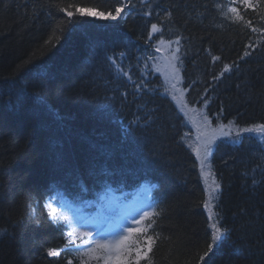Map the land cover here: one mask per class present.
I'll use <instances>...</instances> for the list:
<instances>
[{
  "label": "trees",
  "instance_id": "1",
  "mask_svg": "<svg viewBox=\"0 0 264 264\" xmlns=\"http://www.w3.org/2000/svg\"><path fill=\"white\" fill-rule=\"evenodd\" d=\"M123 4L128 7L116 21L75 13L85 7L114 14ZM229 4L0 0V229L7 230L0 236V264H79L80 253L65 247L64 222L48 215V199L98 196L103 169L112 173L107 179L116 191L159 185L153 264H264V187L251 184L252 170L264 167V144L240 134L235 145H217L212 167L220 192L213 193L212 205L233 231L205 256L211 230L201 201L208 192L185 141L186 124L173 102L159 96L154 77L144 78L147 89L133 97L132 85L106 59L125 53L117 63L138 79L153 50L151 24L158 23L166 37L181 38L195 99L211 97L210 109L238 126L264 123V0L255 9L237 5L251 27L222 14ZM213 56L221 59L213 62ZM224 65L232 71L213 80ZM146 112L148 125L130 124L137 116L143 122ZM255 175L261 178L259 169ZM49 249L59 255H47Z\"/></svg>",
  "mask_w": 264,
  "mask_h": 264
},
{
  "label": "snow or ice",
  "instance_id": "2",
  "mask_svg": "<svg viewBox=\"0 0 264 264\" xmlns=\"http://www.w3.org/2000/svg\"><path fill=\"white\" fill-rule=\"evenodd\" d=\"M260 3V0H257L256 4L252 2V0H230V4L227 7V11L223 12L222 14L227 18L232 20L235 23L244 22L248 27L252 26V21H244V16L241 14L240 7L237 5H243L244 9H255L257 4ZM128 7L127 4H123L120 7L115 9V13L113 14L112 11L104 12V11H97L93 8H85V7H75V13L79 14L80 16H88L94 18H100L103 20H111L116 21L121 17V13L124 12V9ZM218 8L222 7V5H217ZM62 12L66 13L67 17H72L74 15L73 11H68L66 8L60 9ZM146 15H151V13H146ZM172 13L169 11L165 15V19H171ZM264 19V16L261 17ZM163 29L156 23L151 24V31L148 34L147 40H153V34L155 33H162ZM253 32L258 31L256 28H252ZM180 37H178L175 41H168V45L170 51L168 53L169 56V66L171 69V80H170V87L173 90V95L179 94L180 96L183 95V90L178 88V84L181 81L180 77V68L177 66V62H181L180 56L178 53L181 52L180 48ZM50 42V41H49ZM158 45H163L166 42L163 40L162 36L159 37L156 41ZM175 44L176 47L172 48L171 45ZM250 47V46H249ZM156 52H160L161 48L157 46L155 48ZM210 52V50H209ZM251 53L248 51L244 52V56H249ZM125 53H120L118 57L107 56L106 59L109 62L110 66L115 69L116 74L118 77H124L126 80L132 85L134 89L132 95L133 97L138 96L141 92L147 89L148 85L144 83L141 79L139 81L133 80L132 75L129 74L128 71H125L124 68L117 63V59H123ZM156 57L148 56L146 57V61H155ZM213 62L219 61L221 58L219 56L212 57ZM182 63V62H181ZM149 65L145 62V68ZM238 69V65H236ZM156 71H160L159 68ZM232 71V65H224L223 70L219 73L218 76H213V80H217L220 77H223L226 72ZM122 96L125 98L128 96V92L121 93ZM37 99H40L39 94H37ZM185 103V107H186ZM204 107H207V101L204 102ZM195 111V110H194ZM146 119L141 122L140 117L137 116L135 120L131 121V125H148L151 120L152 116L149 113H145ZM202 121L204 122L203 128L200 125H195L197 135L195 136V147L194 151L196 156L199 159V166L201 172L207 178L212 176L211 172V162L210 156L212 152V146L215 144L217 137L213 134L209 136L208 130L211 128V121L209 117L205 114L201 116ZM232 122L230 121L229 124ZM227 125L218 124L217 129L221 131L225 137L231 138L232 133L230 131H226ZM241 133H257L260 134L257 138L260 140L261 144H264V123L253 124L250 127H245L239 129L237 131V137L240 136ZM187 136V133H185ZM183 139V138H182ZM232 144L239 143L238 139H232ZM261 152H264V148L261 149ZM260 160L264 162V155L260 157ZM208 171H205V169ZM259 169L260 179L256 178V171ZM257 169H253V175L251 176V184L253 189H255L258 185L264 187V167L261 165H257ZM98 175L104 176L106 179L102 182L103 183V192L104 194L101 195V200L106 198H111L114 200H121V197H114L112 196L113 188L112 185L108 182L107 178L112 176V173L109 172L107 169L101 170ZM248 176V173H245ZM213 184L215 191L217 193L220 192V184L213 179ZM81 191L87 192L88 189L83 185L81 182L80 184ZM159 185L152 184L151 187L145 186L143 188V193L145 194V199L149 200L148 203L144 208L140 209L136 216L128 217L126 219V223H122L119 225L117 229H112L108 231L102 230H85L81 231L79 222L75 220H70L67 215L57 214V209L52 207L51 204L48 205L50 211L48 215L52 218L53 222L60 223L64 222V226L69 230L65 233V238L67 240V244L65 247L69 245L72 246V250H75L80 253L79 264H141L142 261L145 264H153V260L150 258V253L153 252V245L156 243V238L158 237L159 233L155 231V226L157 224V220L161 217V211H157L160 201L151 195V191L153 188H158ZM92 204L94 202H87ZM205 208L209 207V203L205 202ZM209 220L211 221L209 227L211 230V242L209 244L208 252L204 255L208 256L209 253L213 252L214 249H219L224 243H226L231 238V233L233 229L228 228L222 223V217L219 215V212L209 215ZM7 230L0 229V236H3ZM80 238V244H74V238ZM234 254H239V249H234ZM47 255L49 256H56L59 255V252L49 249L47 251ZM204 257H201L203 260ZM67 264H73L72 260H68Z\"/></svg>",
  "mask_w": 264,
  "mask_h": 264
},
{
  "label": "rangeland",
  "instance_id": "3",
  "mask_svg": "<svg viewBox=\"0 0 264 264\" xmlns=\"http://www.w3.org/2000/svg\"><path fill=\"white\" fill-rule=\"evenodd\" d=\"M168 53H169V51L165 50V52H164L165 57L169 61ZM158 68L162 70V76L164 78H171V69H170V67L167 68L165 66V64L162 63V64H160L158 66ZM178 88L183 90V95L182 96H180L179 94H176L174 96L173 95V90H172V95L174 97V100L176 101L177 106L185 114L187 120L191 123V125L194 127L195 130H196L195 125H200L203 128L204 122L202 121L201 116L204 114L205 110L204 109L199 110V109L194 108L193 105L187 99L186 90L179 84H178ZM185 103L187 105L186 107H185ZM219 124L227 125L228 127H227L226 131H230L231 132V127H232L231 124H227L226 122H219ZM217 126L218 125H216V126L211 125V128L208 130L209 136L214 134L217 137L216 141H218V140L222 139L223 137H225L221 131L216 130ZM239 129H242V128H240V127H235L234 128L233 135L235 137L237 136L236 134H237V131ZM205 171H206V169H205ZM201 174H202V178H203V181H204L205 189L208 192L207 196L210 199V201H209L210 205L213 208V205H212L213 204V198H214V194L213 193L216 192L215 188H214V184L212 183V181L209 180V177L206 178L202 172H201ZM51 205H52V207H55L57 209V214L58 215H60V214L67 215L70 218V220H75V221L79 222V226H80V230L81 231H85L87 229L85 227V224H83V218L79 214H77V213L74 214L73 211L69 212L68 210L64 209L63 207L58 208V207H56L53 204H51ZM139 207H140V201H137L135 203L132 202L129 205L123 206L124 210L126 209L127 214H129L128 217H132L131 213L136 211L137 209H139ZM210 223H211V221H210ZM76 238L78 239V237H76Z\"/></svg>",
  "mask_w": 264,
  "mask_h": 264
},
{
  "label": "bare ground",
  "instance_id": "4",
  "mask_svg": "<svg viewBox=\"0 0 264 264\" xmlns=\"http://www.w3.org/2000/svg\"><path fill=\"white\" fill-rule=\"evenodd\" d=\"M113 57H114V56H113ZM113 95H114V94H113ZM193 100H194V98H193L192 96H190V97H189V101H193ZM177 112H178V114L180 115V117L182 118L183 123L187 124L186 119H185V117L181 114V112L178 111V110H177ZM203 198H204V201H203V199H202V201H201V208H202V204H203V209H205L206 214H207V217H209L210 213H211V214H214V213H216L217 211H216V209L212 208V206L210 205V202H209L210 199H209V197L207 196L206 193H205V196H204ZM205 202H208V203H209V207H208V208H205V207H204ZM219 215H220V214H219ZM208 220H209V218H208ZM209 222H210V221H209ZM209 225H210V223H209ZM209 234H210V233H209Z\"/></svg>",
  "mask_w": 264,
  "mask_h": 264
}]
</instances>
